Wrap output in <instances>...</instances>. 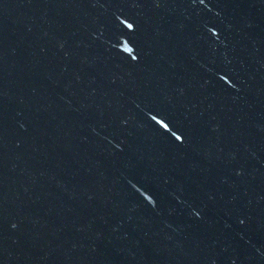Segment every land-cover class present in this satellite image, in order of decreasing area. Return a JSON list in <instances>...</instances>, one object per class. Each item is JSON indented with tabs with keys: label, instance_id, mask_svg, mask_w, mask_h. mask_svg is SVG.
Wrapping results in <instances>:
<instances>
[{
	"label": "water",
	"instance_id": "water-1",
	"mask_svg": "<svg viewBox=\"0 0 264 264\" xmlns=\"http://www.w3.org/2000/svg\"><path fill=\"white\" fill-rule=\"evenodd\" d=\"M0 264H264V0H0Z\"/></svg>",
	"mask_w": 264,
	"mask_h": 264
}]
</instances>
